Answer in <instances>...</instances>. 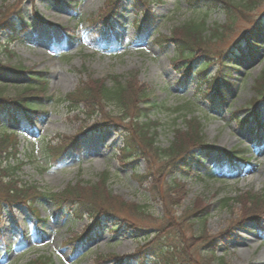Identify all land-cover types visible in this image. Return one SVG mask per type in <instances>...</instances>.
I'll list each match as a JSON object with an SVG mask.
<instances>
[{
    "label": "rangeland",
    "instance_id": "374dc122",
    "mask_svg": "<svg viewBox=\"0 0 264 264\" xmlns=\"http://www.w3.org/2000/svg\"><path fill=\"white\" fill-rule=\"evenodd\" d=\"M110 1L0 0V65L43 76V89H29L25 87L27 74L16 81L5 80L0 75L2 96L13 97L24 92L40 100L30 101L34 114L29 124L20 117L15 124L2 120L6 130L0 131V135L7 136L17 146L18 168L13 177L18 186L33 185L57 193L78 182L96 183L101 173L107 172L109 191L125 204V207L113 204L112 216H99L100 224L92 226L82 237L92 220L87 217L72 220L73 217L58 211L47 199L33 205L37 219L23 203L7 208L2 205L0 264H46V259L51 264H97L108 256L118 258L99 264H117L120 258L122 264H133L130 257H140L157 243V231L161 235H174L177 224L183 230L181 219L198 202L201 206L205 204L209 212L205 222H194L191 230L189 227L183 230L185 252L196 253V260L201 257L205 260L211 256L208 253L212 249V256L226 264H264V213L258 218L243 216L245 207L250 209L254 205L246 195H260L264 188V97L256 103L255 116L248 115L254 97L253 83L264 70L262 39L259 36L251 41L259 46L256 51L251 47L255 51L252 57L245 52L243 43L232 46L248 27L242 22L237 24L232 36L218 43L221 52L237 49L244 56L228 61L224 54L208 68L211 78L220 74L218 79L221 78L225 94L223 105L214 111L208 109L206 101L193 96L194 78L187 76L181 64H175L173 46L161 48L156 42L157 37H168L175 27L201 19L204 14L190 8L187 0H149L147 9L155 18L140 35L136 26L142 16L135 12L136 0H114L112 6ZM19 11L27 27H20L17 30L20 37L14 39L15 35L3 23L16 24L19 19L15 14ZM255 15L264 17V0ZM205 21L208 25L223 26L226 18L221 11H214L206 15ZM225 62L229 65L221 66ZM199 64L194 63L193 69ZM108 76H119L123 81L131 78L133 84L149 93L150 103L154 105L147 113L153 135L152 150L165 151L173 142L176 130L186 133L183 117L189 100L200 105L198 111L186 117L193 121V129L207 146L206 150L197 146L192 149L196 157L192 172L186 176L178 170L171 173L167 163L157 162L154 156L129 164L133 158L119 155L122 137L112 130H96L98 114L89 117L84 107L77 104L73 107L79 111H70L64 102L66 95L80 84L89 86ZM144 107L140 104L138 108ZM237 112H240L239 120L249 116L245 127L233 118ZM103 114L99 116L120 122L113 107H106ZM74 137L78 141L77 151L63 148ZM47 148L52 154L64 151L59 158L52 154L49 157L45 154ZM227 153L232 154L233 162L241 160L238 168H229ZM1 156V167H5L4 159L13 166L12 157ZM175 180L182 191L175 192L172 198L177 196L181 200L166 213L165 205H169H164L163 199L167 197V185ZM155 189H159L157 197ZM225 198L237 199L224 207ZM131 206L144 207L145 211L133 215ZM167 216L179 222L172 225ZM201 227L213 239L203 245L197 237L191 239ZM208 244L211 246L207 247ZM191 246L195 249L191 250ZM147 260L146 264H162ZM216 260L211 264H217Z\"/></svg>",
    "mask_w": 264,
    "mask_h": 264
},
{
    "label": "trees",
    "instance_id": "16d2710c",
    "mask_svg": "<svg viewBox=\"0 0 264 264\" xmlns=\"http://www.w3.org/2000/svg\"><path fill=\"white\" fill-rule=\"evenodd\" d=\"M148 1L149 0H136L133 5L135 12L141 13L143 16V22H140L137 26V31L141 34L146 32L145 30L149 28L150 23H152L155 18L154 14H150L149 9H147ZM115 2L116 1L111 0L108 3L112 6ZM261 2L262 0H187L189 7L193 10L201 11L204 17L198 20H189L179 27H175L168 37L159 36L156 38V42L161 48H166L168 45L173 46L175 64H181L187 76L191 75V77L194 78V86L196 89L193 95L199 96L200 100L206 101L210 109H220L224 103L225 94L220 83L221 79H218L220 75L211 78L208 76V68L211 64H214L215 60L221 59L224 54V57L228 59V61H232V59L238 60L239 56H244V54L237 49L227 50L225 53L221 52L222 50L219 49L218 43L224 42L226 38L232 36L235 33L237 24L243 22L248 27L241 34L242 38H239L237 43H232V46L243 43L242 46L245 52L252 57L259 46H256V44L251 41L260 36L264 43V17L262 18L261 16L255 15ZM214 11H221L225 15L226 23L223 26L206 24V15ZM15 17L19 19L16 22L19 27L16 28L15 22L9 21L3 23V26L7 28V31H9L11 35H15L14 39H17L19 38L17 30L20 27L21 29H25L27 24L23 22L20 11L15 14ZM144 23H146V25L142 27ZM139 26L140 28L138 29ZM10 38L13 39L12 37ZM251 47L254 48L255 51L252 50ZM199 62L201 64L194 70L193 64ZM239 63L241 62L239 61ZM226 64L227 62L223 65L221 63V66ZM25 74L28 75L26 78ZM0 75L4 77L3 79L11 81L25 78L28 82L25 87L29 89L34 87L44 88L42 86L43 76L38 72L23 71L20 68L12 69L0 65ZM107 79H110L109 82H107ZM107 79H104V81H95L94 84L91 82L89 86L80 84L75 91L66 95L64 102L70 107V111L78 112L79 109L75 108L77 104L79 107H84L89 117L97 116L98 114L100 120L94 124L96 130H100L101 132L112 130L122 137L123 145L119 150V155L120 157L133 158V161L129 162V164H132V162L134 164L138 159L148 160L149 156H154L157 162L161 163L165 161V163H167L168 168H171L169 172L172 173L173 170H178L177 172H180L179 174L188 175L196 159L195 155L192 153V149L197 146L198 148L206 150L207 147L203 142V138L200 137L199 132L193 129V121L186 119L189 113H193L195 109L198 108V105L194 102H188L185 106L186 111L184 112L185 116L183 119L184 125L189 132L186 131V133L180 134L182 131L176 130L173 142L170 143L165 151L152 150L153 135L150 134V122L147 120V113L154 105L150 103L149 93L144 87L133 84L131 78L127 81H123L119 76H108ZM252 89L254 97L250 101V112L248 115L253 117L255 116L254 110L257 101L264 96V70L255 79ZM37 98L38 96L36 95H25L24 92L13 97H4L0 94V131L4 132L6 130L5 124L2 123L3 119L10 120L11 123L15 124L17 118L20 117L24 123L29 124L30 116L34 114V108L30 101H40L36 100ZM73 104H75V107H73ZM140 104H144L145 107L139 110L138 107H140ZM106 107H113L117 110L120 122L108 118L106 115L99 116V114L104 115L103 112ZM238 113L240 112L233 113V118L238 122V125L245 127L249 116L243 120H239ZM141 119H145L146 122L141 123ZM126 121L127 124L124 125L123 122ZM76 138L77 137L71 139L67 146L63 148L77 151L78 141ZM63 151L64 149H62L59 154L53 151L54 154H52L51 150L47 148L45 154L49 157L52 154L55 158H59ZM147 152L152 154H147ZM17 154L18 151L15 142L9 140L7 136L3 137L0 135V157L4 155L6 158L12 157L14 159L13 166H10L8 160L4 159L6 161L5 169L1 167L0 164V207L4 205L7 208L17 203H23L37 219L38 213L35 211L33 205L43 199H47L55 205L58 211L67 212L69 217H73L72 220H79L84 217L92 220V223L88 225V228L81 234V237L86 235L92 226H98V224H100V217L104 215L105 217L112 216L110 210L113 204L117 203L125 207V204L116 197H113L109 191V175L107 172L101 173L100 179L96 183L83 182V184L78 182L73 186H67L57 193L46 189L40 190L33 185L18 186V181L13 177V172L18 168V161L15 159ZM227 156L229 157H227L229 168L232 170L238 168V162H241V160L237 159V162H233L232 155L227 153ZM124 165H126V163ZM178 182L177 180L170 181L167 185L169 188L166 195L167 197L166 200L163 199L164 205L165 203L169 205V207L165 205L166 213L180 203L181 199L179 198V200H177V196L172 198L175 192L179 194L182 191V187L177 184ZM153 192L154 196L157 197L159 189H155ZM236 197L238 198L239 196ZM246 197L248 201L254 203V205L250 207V209L245 207L243 216L249 218L260 217V214L264 213V188L261 190L260 195L251 194L246 195ZM237 198H225L223 200V206L226 207L230 203H234ZM131 207V209L134 210L132 214L136 216L145 211L144 207ZM208 212L209 209L205 204L201 206L199 202L195 203L192 209L188 210L189 215H184L181 219L183 230H186L188 227L191 230L194 222H205ZM166 218H170L169 223L172 225H176L179 222V220L173 216H167ZM174 221H176V223ZM177 225L178 226L174 229V235L170 233L166 235L160 230L165 234L161 235V232L157 231V243H153L154 246H150L147 250H144L145 252H143L140 257H130V261H132L133 264H146L148 263L147 259H152L162 264H211L212 261L216 260L212 256V249L208 253L211 256L205 260L199 253L197 255L201 257V259L196 260V253L185 252L184 247L186 248V246H184L182 242L184 232L182 227L179 226V224ZM192 237L200 239V244L202 245L213 240L207 236L204 227H201L197 234H193L191 239ZM170 239L172 242L169 243ZM210 246L211 244L207 245V247ZM194 249L195 247L191 246V250ZM117 258V256H108V258L100 259L97 264L108 259L117 260ZM120 259L122 260V258ZM120 259L117 261V264H122ZM45 261L46 264H51L49 259ZM216 261L217 264H226L223 260L219 261L217 259Z\"/></svg>",
    "mask_w": 264,
    "mask_h": 264
}]
</instances>
